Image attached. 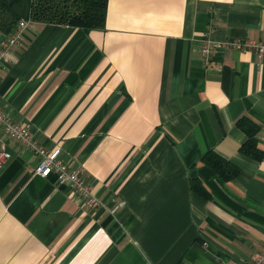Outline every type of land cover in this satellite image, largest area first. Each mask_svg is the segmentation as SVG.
I'll use <instances>...</instances> for the list:
<instances>
[{
    "label": "crops",
    "instance_id": "crops-1",
    "mask_svg": "<svg viewBox=\"0 0 264 264\" xmlns=\"http://www.w3.org/2000/svg\"><path fill=\"white\" fill-rule=\"evenodd\" d=\"M209 29L264 43V0H107L102 30L23 32L0 109L60 148L101 205L34 175L37 157L0 127V264H248L264 249V55L219 47L206 64ZM240 119L259 160L239 150ZM208 151L238 175L220 183Z\"/></svg>",
    "mask_w": 264,
    "mask_h": 264
},
{
    "label": "trees",
    "instance_id": "trees-1",
    "mask_svg": "<svg viewBox=\"0 0 264 264\" xmlns=\"http://www.w3.org/2000/svg\"><path fill=\"white\" fill-rule=\"evenodd\" d=\"M106 12L107 0H0V31L10 35L19 21L30 20L79 28L87 33L104 28ZM237 125L247 136L240 152L252 159H261L255 141L257 127L246 119L238 120ZM202 161L213 170L220 183L234 179L239 173L237 167L212 151L205 152ZM191 189L206 197L198 182L192 181Z\"/></svg>",
    "mask_w": 264,
    "mask_h": 264
},
{
    "label": "built area",
    "instance_id": "built-area-1",
    "mask_svg": "<svg viewBox=\"0 0 264 264\" xmlns=\"http://www.w3.org/2000/svg\"><path fill=\"white\" fill-rule=\"evenodd\" d=\"M30 20L19 21L16 29L5 39L0 47V67L8 60V54L20 43L23 32L33 28ZM231 48L237 50L253 51L258 57L264 55V43L249 40H227L222 43L215 41L212 29L200 38V54L207 64L217 48ZM0 127L3 132L24 150L29 151L38 159L33 173L42 178L54 175L60 184L67 185L90 210L100 207V201L93 193L91 187L82 179L81 168H70L61 158V149H47L34 139L28 129L16 124L10 113L0 109ZM10 159V154L0 151V168ZM248 264H264V249Z\"/></svg>",
    "mask_w": 264,
    "mask_h": 264
}]
</instances>
